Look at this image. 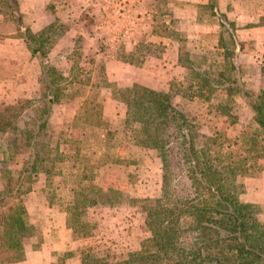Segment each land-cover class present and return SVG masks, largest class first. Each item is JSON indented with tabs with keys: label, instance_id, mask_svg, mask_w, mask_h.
Returning a JSON list of instances; mask_svg holds the SVG:
<instances>
[{
	"label": "rangeland",
	"instance_id": "obj_1",
	"mask_svg": "<svg viewBox=\"0 0 264 264\" xmlns=\"http://www.w3.org/2000/svg\"><path fill=\"white\" fill-rule=\"evenodd\" d=\"M177 1H18L23 25L35 33L56 22L54 33L59 31L61 36L51 45L47 60L65 81L60 82L63 91L49 116L52 161L20 199L26 210L25 223L32 229L14 248L12 264H82V260L83 264H93L94 259L97 264L115 262L137 251L147 239L141 206L159 196L160 161L155 151L133 144L123 126L124 107L111 99L112 87L108 85L123 88L138 82L150 89H166L184 75L178 58L183 59L186 53L209 56L214 52L222 31L220 24L233 23L236 28L254 24L231 22L234 14L228 18L218 10L215 14L210 9L215 0H208L194 7L197 22L209 30V34L198 36L195 30H183L174 18L172 10L179 5ZM13 31L14 35L9 34ZM18 35L16 24L1 7L0 43L4 44L0 57L14 50L13 57L22 61L18 44L8 41ZM53 35L48 31L43 37ZM222 36L226 38L225 33ZM237 42L242 91L253 99L264 90V55L252 42ZM134 48L142 60L140 65L118 60ZM29 60L26 70L13 71L21 80L13 78L11 82L7 80L12 71H4L0 63V110L25 100L28 105L37 104L43 93L40 65L32 56ZM34 67L38 68L37 77ZM24 75L28 77L26 83L22 81ZM224 98L223 92H215L208 100L187 102L176 97L174 102L185 114L195 117L202 134L233 138L254 132L252 113L240 96L233 98L231 118L218 113L217 106ZM99 123L102 128H98ZM27 156L28 151L20 149L9 154L0 167L17 171ZM258 164L264 168V158ZM262 177L264 171L240 180L242 203L255 198V186ZM251 204L258 207L264 223V201Z\"/></svg>",
	"mask_w": 264,
	"mask_h": 264
},
{
	"label": "trees",
	"instance_id": "obj_2",
	"mask_svg": "<svg viewBox=\"0 0 264 264\" xmlns=\"http://www.w3.org/2000/svg\"><path fill=\"white\" fill-rule=\"evenodd\" d=\"M18 1L0 0V8L6 9L30 56L38 60L43 93L35 105L25 100L0 110V136H5L0 138V164L9 154L28 151L19 170L0 167V264L14 262V248L32 229L25 223L20 199L52 161L49 116L63 91L60 82L65 81L47 60L51 45L61 36L54 33L56 22L31 32L21 21ZM219 27L214 52L178 58L184 75L168 88L154 90L136 83L118 88L109 83L111 99L124 107L123 126L133 144L156 152L161 184L159 196L141 206L147 239L122 260L100 264H264L261 213L256 205L239 200L240 180L264 171L258 164L264 158V90L253 99L244 95L236 64L237 28L233 23ZM48 31L53 37H43ZM118 60L131 66L142 62L136 48ZM215 92L225 96L217 106L223 118L232 117L235 96L244 100L254 132L233 138L202 134L195 117L174 102L176 97L208 100Z\"/></svg>",
	"mask_w": 264,
	"mask_h": 264
},
{
	"label": "crops",
	"instance_id": "obj_3",
	"mask_svg": "<svg viewBox=\"0 0 264 264\" xmlns=\"http://www.w3.org/2000/svg\"><path fill=\"white\" fill-rule=\"evenodd\" d=\"M177 2L179 3V5L175 6L172 11L174 14V18L178 19V22L182 25V29H186L187 31L195 30L194 32H197L198 36H201V34H209V30H207L205 25L197 22L196 11L194 10V7L198 5H204L206 4V2H208V0H178ZM193 4L195 5L193 6ZM214 4L215 5L210 9L215 14H217V10L218 13L224 14L225 16H227V18L228 14H234L235 17L230 20L231 22L235 23L238 22V20H245L246 22L250 23L254 22V24H249L250 27H248L249 25H247L245 26L246 28L242 26L237 28L235 30V38L239 42H252L256 47L262 49L261 54L264 55V23H259L260 19L264 21V0H215ZM238 14L240 16H237ZM243 14L245 15L244 17L242 16ZM28 28L31 32L35 33L30 27ZM9 34L14 35L15 32L13 31ZM186 37L189 38L188 35ZM13 38L14 39H8L9 44H18L16 46L17 49H15L20 52L22 61H19L13 57L12 53L14 52V50L11 51L12 53L4 55L3 58L0 57V63L3 65L4 71H12V73L10 74V79L7 80L8 82H11L13 78L21 80V78L18 75H15L13 71L19 69L22 70V68H25L26 70L30 63V54H28L29 52L26 51L27 49H24V42L22 41V39H20L19 36ZM215 43L216 41H214V44ZM2 44L0 43V46ZM32 70L34 72V77H37V73L35 75V72L38 70V68L34 67L32 68ZM24 76L22 81L26 83L28 77L27 75ZM136 84H138V82ZM22 85L25 86L26 84ZM263 187L264 177H262V179L258 180V182L256 183V190L254 191L255 198L251 200L250 203H261L262 201H264L261 199L264 197V192L262 190Z\"/></svg>",
	"mask_w": 264,
	"mask_h": 264
}]
</instances>
